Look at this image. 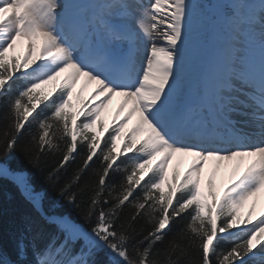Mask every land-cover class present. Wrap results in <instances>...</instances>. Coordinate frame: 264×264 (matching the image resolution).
<instances>
[{
    "label": "snow or ice",
    "instance_id": "obj_1",
    "mask_svg": "<svg viewBox=\"0 0 264 264\" xmlns=\"http://www.w3.org/2000/svg\"><path fill=\"white\" fill-rule=\"evenodd\" d=\"M218 2L210 18L207 0H0V158L26 134L34 168L62 152L44 183L83 220L45 210V191L0 164L39 218L31 240L16 241L18 260L0 264H264V208L253 219L264 194V0ZM81 80L95 86L87 100ZM81 145L82 165L57 188ZM177 156L191 163L170 176ZM94 158L95 179L85 180ZM138 219L149 227H133ZM45 226L55 231L39 247ZM101 251L107 261L95 258Z\"/></svg>",
    "mask_w": 264,
    "mask_h": 264
},
{
    "label": "trees",
    "instance_id": "obj_2",
    "mask_svg": "<svg viewBox=\"0 0 264 264\" xmlns=\"http://www.w3.org/2000/svg\"><path fill=\"white\" fill-rule=\"evenodd\" d=\"M207 5V15L210 18L218 17V10L222 7L218 0H207ZM208 46H212L211 42H209ZM5 123L6 122L2 119V117H0V128H2ZM34 128L35 126H33V129ZM29 139V135L26 134L19 141L17 149L11 154L10 158H0V161L5 160L11 168L27 171L31 177V184L35 187V189L37 191L43 190L46 193L44 201L45 210H48L55 204L58 212L71 216L78 223H83V220L78 215L77 211L72 206L68 205L64 200L59 199L56 192L44 183L45 176H47V174L58 164L62 152L56 153L55 155L51 153L41 155L39 167L34 168L29 163V160L34 158L36 153L33 145L29 142ZM61 147L63 148V145ZM73 155L75 156V160L66 166L67 171L65 172L64 170H61L60 181L59 184H57V188L62 186L64 182L70 180L74 171L78 168V166L82 165L84 155L83 146H79V154L74 153ZM98 167L99 161L94 158L93 162L90 164V170L87 175H85L84 179L88 180L91 178L94 180L95 177L92 176V170H95ZM131 212V208L125 209L123 218L126 219ZM38 219L37 213L33 210L31 204H29L18 193L16 186L12 182L4 178H0V261L5 259H9L11 261L18 260L16 241L19 239L21 233H23L26 237L25 243L27 244L39 230L36 225H33L32 231L29 232L27 231V226L32 220ZM40 223L43 224L42 221H40ZM180 223L184 222L179 221L172 224L173 231L179 227ZM133 227L137 229L143 227L146 230L149 225L146 224L144 219H138ZM54 231V228H48L45 226V230L41 238L37 240L38 246L43 247L48 242L49 233ZM169 235H171V233H169ZM157 247H161V245H157ZM222 247H227V245L222 242ZM129 251H132L131 246H129ZM100 254L102 256V261H106L103 252H100ZM32 259L31 248H29L28 260L31 261Z\"/></svg>",
    "mask_w": 264,
    "mask_h": 264
},
{
    "label": "rangeland",
    "instance_id": "obj_3",
    "mask_svg": "<svg viewBox=\"0 0 264 264\" xmlns=\"http://www.w3.org/2000/svg\"><path fill=\"white\" fill-rule=\"evenodd\" d=\"M254 13H249V15L251 16V15H253ZM244 29V27L241 29V31ZM247 31H249L250 33H252V37L251 38H249L248 40V42H249V45L251 46V47H254L255 49H256V51H257V53L255 54V55H253L252 57H253V59L254 60H256V59H258V57H259V46H258V42H257V40H256V32H255V30L254 29H252L251 27H249L248 26V30ZM251 39V40H250ZM20 52H21V49L18 47L17 48V50H16V53L15 54H17V55H19L20 54ZM82 87L78 84L77 85V91H80V89H81ZM46 90V89H45ZM91 93H92V91H90V92H88V91H86V90H84L83 91V99L84 100H87L88 99V97L91 95ZM111 102H112V100H111ZM109 103L108 104V106H107V108L104 110V112L102 113V116H101V119L102 120H105V121H109L108 123L109 124H111L112 123V119H113V117H114V115H115V112H116V108H113V103ZM113 111V112H111V111ZM157 159H159V158H157ZM153 163H155V161H153ZM214 163L215 162H213L212 164H210L211 165V167H213V165H214ZM0 164H5L8 168H9V170L10 171H12V172H24V173H26V171H24V170H15V169H12V168H10L9 166H8V164L6 163V162H4V161H0ZM170 165H172L173 167H174V169L175 170H178L180 173H181V175L183 176V174H184V172L187 170V168H188V166H185L182 162H178L177 161V157H175V158H173V160H172V162H171V164ZM224 167V166H223ZM225 167H228L227 165H225ZM213 169V168H212ZM211 172H212V170H210V171H208V170H204V173H203V176H202V180H203V178H207V177H209V176H207V175H210L211 174ZM230 174V170L228 171V172H224V170H222V168L220 169V171L217 173V175H216V186H221V188H222V186H223V183L224 182H226V180L227 179H221L222 177H228V175ZM218 177H220V178H218ZM261 199H263L264 200V196L263 195H261V196H259V197H257V198H254V200H255V207H257V209H259L260 210V208H259V206L258 205H261L260 204V202H262L261 201ZM254 200H249V201H247L246 203H245V205H244V207L241 209V210H243L244 211V214H245V216L248 214V212L249 211H253V202H254ZM260 201V202H259ZM258 202V203H257ZM263 203V202H262ZM262 208H264V203H263V206H262ZM253 218H254V215H253ZM255 219V218H254Z\"/></svg>",
    "mask_w": 264,
    "mask_h": 264
},
{
    "label": "bare ground",
    "instance_id": "obj_4",
    "mask_svg": "<svg viewBox=\"0 0 264 264\" xmlns=\"http://www.w3.org/2000/svg\"><path fill=\"white\" fill-rule=\"evenodd\" d=\"M80 84V86L84 89V90H86V91H88V92H90V91H92L93 89H94V85H85V82L83 81V80H81V82L79 83ZM121 97H119V96H117V97H113V99H112V101L114 102H111V103H113V108H116V107H118V105H119V103H120V101H121ZM111 111V110H110ZM191 160H192V157H180V156H177V161L178 162H182L185 166H189V164L191 163ZM213 162L212 161H210L209 163H208V165H206L207 167H206V169L207 170H213L212 168L213 167H211V165L210 164H212ZM245 163H248V161H245Z\"/></svg>",
    "mask_w": 264,
    "mask_h": 264
}]
</instances>
